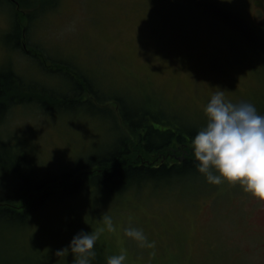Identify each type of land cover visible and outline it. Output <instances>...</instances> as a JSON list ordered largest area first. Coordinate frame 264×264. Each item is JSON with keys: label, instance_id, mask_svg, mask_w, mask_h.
I'll list each match as a JSON object with an SVG mask.
<instances>
[{"label": "rangeland", "instance_id": "obj_1", "mask_svg": "<svg viewBox=\"0 0 264 264\" xmlns=\"http://www.w3.org/2000/svg\"><path fill=\"white\" fill-rule=\"evenodd\" d=\"M6 1L0 3V68L8 64L49 86L66 83L47 71L45 63L30 58L25 40L27 47L41 48L48 61L84 71L106 94L135 97L152 112L165 106L170 117L165 120L173 121L175 115L201 128L207 121L204 106L221 89L234 103L251 102L260 114L264 110V30L239 29L193 0H18L25 11L18 17L17 7ZM235 1L225 0L228 6ZM14 19L28 26L16 51L3 42ZM149 97L157 103H148ZM106 106L111 115L101 120L45 111L36 104L17 105L0 127L18 135L22 156L35 162L37 173L46 178L111 147V132L115 125L121 127V120L114 104ZM202 174L127 185L105 196L77 195L40 210L22 234L0 230V242L9 240L11 246L7 251L0 246V253L22 255L26 264H72L73 254L58 255L57 249L81 230L103 227L106 213L116 231L105 228L94 245L100 264L122 249L127 251L124 264H264V201L239 183L214 184L204 174L199 179ZM15 187L12 178L0 175V196ZM129 223L142 227L154 246L141 247L126 237L123 229Z\"/></svg>", "mask_w": 264, "mask_h": 264}, {"label": "trees", "instance_id": "obj_2", "mask_svg": "<svg viewBox=\"0 0 264 264\" xmlns=\"http://www.w3.org/2000/svg\"><path fill=\"white\" fill-rule=\"evenodd\" d=\"M2 1L4 0H0L1 4ZM6 2L17 7L16 16L18 12L25 14L22 3L18 0V4L12 0ZM25 16L30 17L28 14ZM22 27L14 19L11 30L3 36L4 44L15 51L23 45L30 58L39 61L41 65L45 63L47 71L54 72L66 83L57 87L49 86L34 79H27L8 64L2 66L0 123L11 107L34 104L45 111L75 116L86 115L103 120L109 118L108 114L111 115L110 107L106 105L112 103L118 110L121 127L117 124L112 130L115 139L109 149L91 154L85 159L81 158L82 160L79 159L73 164V168L46 178H41L37 173L35 162L22 156L18 148V135L7 134L0 127V175L12 178L16 186L13 193L0 196L1 231L5 230L11 235L22 234L33 225L35 218L40 215V210L66 203L83 193H101L105 196L127 185L171 182L201 174L196 167L198 161L191 144L199 127L186 124L185 121L189 123V120L181 118L180 121L175 115L171 118L173 121L165 120L170 118L166 116L165 106L161 105L159 112H152L140 103L139 106L138 102L133 100L135 97H126L114 91L112 94H106L109 91L104 90L102 85L95 84L84 71H76L73 65L66 62L48 61L41 48L27 47L25 40L21 45V34L25 39V29L28 26ZM151 99L153 98H148V103H157ZM261 114L264 115V110ZM113 115V122H116ZM134 135H138L139 139L135 140ZM154 155L160 158L159 162L153 158ZM201 176L203 174L198 178ZM62 213L63 211L60 212ZM61 220L65 223L63 217ZM73 224L75 226L74 222ZM7 242L9 240L0 242L3 251L11 250ZM3 253H0L3 264H26L25 261L28 260L19 254L21 257L17 254L11 257ZM1 254L6 258L3 259ZM92 263L100 264L95 258Z\"/></svg>", "mask_w": 264, "mask_h": 264}, {"label": "clouds", "instance_id": "obj_3", "mask_svg": "<svg viewBox=\"0 0 264 264\" xmlns=\"http://www.w3.org/2000/svg\"><path fill=\"white\" fill-rule=\"evenodd\" d=\"M203 111L207 121L191 140L198 170L210 183H239L245 192L264 201V115L251 102L226 99L223 89L211 95ZM102 221L103 227L90 232L81 230L56 253L70 251L72 264H92L96 257L94 245L101 233L105 228L116 231L110 215L103 214ZM123 233L141 247L152 248L155 244L135 224L129 223ZM126 257L127 251L122 249L108 255L106 264H124Z\"/></svg>", "mask_w": 264, "mask_h": 264}, {"label": "flooded vegetation", "instance_id": "obj_4", "mask_svg": "<svg viewBox=\"0 0 264 264\" xmlns=\"http://www.w3.org/2000/svg\"><path fill=\"white\" fill-rule=\"evenodd\" d=\"M193 2L206 10L217 12L220 18L231 20L237 28L244 31L251 30L256 33L264 30V0H236L234 5L229 6L225 0H193ZM240 15H245L247 22Z\"/></svg>", "mask_w": 264, "mask_h": 264}, {"label": "bare ground", "instance_id": "obj_5", "mask_svg": "<svg viewBox=\"0 0 264 264\" xmlns=\"http://www.w3.org/2000/svg\"><path fill=\"white\" fill-rule=\"evenodd\" d=\"M7 143V142H6ZM27 185V184H26ZM6 263V262H5Z\"/></svg>", "mask_w": 264, "mask_h": 264}]
</instances>
